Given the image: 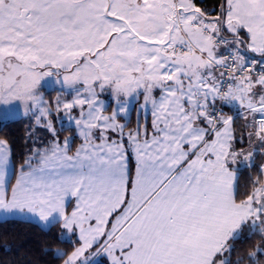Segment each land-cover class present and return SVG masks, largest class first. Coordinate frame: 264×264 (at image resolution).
Here are the masks:
<instances>
[{
  "label": "snow or ice",
  "instance_id": "obj_1",
  "mask_svg": "<svg viewBox=\"0 0 264 264\" xmlns=\"http://www.w3.org/2000/svg\"><path fill=\"white\" fill-rule=\"evenodd\" d=\"M21 110L0 216L51 225L52 264H264V0H0V115Z\"/></svg>",
  "mask_w": 264,
  "mask_h": 264
},
{
  "label": "trees",
  "instance_id": "obj_2",
  "mask_svg": "<svg viewBox=\"0 0 264 264\" xmlns=\"http://www.w3.org/2000/svg\"><path fill=\"white\" fill-rule=\"evenodd\" d=\"M248 58L259 59L258 56H248ZM224 107L227 111V107ZM237 125L238 123H236V129ZM237 131L239 130L237 129ZM26 137L27 126L23 117L7 120L0 125V138L9 140L17 160L22 158L26 150ZM47 137L48 134L45 138ZM256 163H260L259 158ZM251 174L254 175V172ZM249 175L250 169L247 165L238 168V181L241 190L248 181ZM50 228H52L51 225L48 228H42L25 219L8 218L0 220V264H11V262L14 264H52V257L45 252L50 243L48 235ZM52 230L55 231L56 229L53 228ZM239 246L247 247L246 244ZM51 247L53 249L67 248L68 245L67 243L51 244Z\"/></svg>",
  "mask_w": 264,
  "mask_h": 264
},
{
  "label": "rangeland",
  "instance_id": "obj_3",
  "mask_svg": "<svg viewBox=\"0 0 264 264\" xmlns=\"http://www.w3.org/2000/svg\"><path fill=\"white\" fill-rule=\"evenodd\" d=\"M42 91L44 92L45 99L54 100L57 95H62V96H65L67 98V93H68L69 90L62 89L60 85L55 84V85H52V86L43 87ZM101 100L104 101L105 108L110 112L111 111V107L114 106V101H113L111 95L106 92V93H104L101 96ZM19 116H22L24 118L26 126H27V131H28V127L32 123L31 119H29L28 117H25L23 115V113H22V110H21L20 114H18L16 117H19ZM136 119H137L136 115H135L134 118H131V120H130V125L131 126H135ZM2 120H7V119L3 118V116L0 115V125L4 122ZM54 123H55V127L57 128V131L60 134H65L66 133L65 136H72L73 139H75V135L76 134H75L74 125H70L66 118L65 119L55 120ZM71 128H73V131L71 130ZM71 132H73V133H71ZM37 133L40 136H41V134H44V136H47V134H48L45 129H38ZM237 135H239V134H237ZM241 164H243V163H241Z\"/></svg>",
  "mask_w": 264,
  "mask_h": 264
},
{
  "label": "crops",
  "instance_id": "obj_4",
  "mask_svg": "<svg viewBox=\"0 0 264 264\" xmlns=\"http://www.w3.org/2000/svg\"><path fill=\"white\" fill-rule=\"evenodd\" d=\"M246 55L247 56H250V57H254V56H256V54H253V53H246ZM227 107V106H226ZM227 111H228V113L229 114H233V115H235L236 116V123H238V127H237V129L239 130V131H237V134H239L240 133V130H241V128H242V126H243V123H244V121H243V119L237 114V112H238V109L237 108H232L231 110H229L228 108H227ZM135 115H136V113H135V111H132V113H131V118H134L135 117ZM19 117H22V116H19ZM16 118H18V117H16ZM15 119V118H14ZM7 120H11V119H7ZM7 120H2V121H7ZM149 120H150V116H149ZM1 121V122H2ZM131 126V125H130ZM72 131H73V128H72ZM71 133H73V132H71ZM60 134V133H59ZM66 134V133H65ZM65 134H60L61 135V138H63L64 136H65ZM49 135V134H48ZM76 136V135H75ZM41 137H43V138H45V136H44V134H41ZM74 141H75V143H79L80 141H79V138L76 136V139H74ZM246 164H239V165H237V167L238 168H240V167H242V166H245ZM8 218H18V219H25V220H29V221H31V222H34V223H36V224H38L40 227H42V228H48L50 225H48V226H45L44 224H42L38 219H36V218H34V217H20V216H17V217H8V216H0V220H2V219H8Z\"/></svg>",
  "mask_w": 264,
  "mask_h": 264
},
{
  "label": "built area",
  "instance_id": "obj_5",
  "mask_svg": "<svg viewBox=\"0 0 264 264\" xmlns=\"http://www.w3.org/2000/svg\"><path fill=\"white\" fill-rule=\"evenodd\" d=\"M249 59H251V58H249ZM217 103H218V104H220V102H219V101H218Z\"/></svg>",
  "mask_w": 264,
  "mask_h": 264
}]
</instances>
